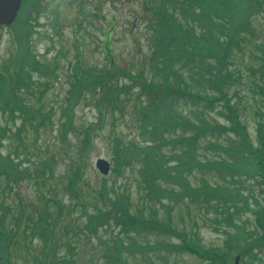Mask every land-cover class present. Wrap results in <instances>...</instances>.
Wrapping results in <instances>:
<instances>
[{
    "label": "rangeland",
    "instance_id": "374dc122",
    "mask_svg": "<svg viewBox=\"0 0 264 264\" xmlns=\"http://www.w3.org/2000/svg\"><path fill=\"white\" fill-rule=\"evenodd\" d=\"M213 1L214 5L221 4L220 0ZM223 1L227 10L221 6L217 18L224 17L220 24L241 25L238 29L247 34L244 36L241 31L237 41H247L230 48L226 57V70L239 77L229 90L231 103L250 142L264 148L258 137L259 122H264V96L255 88L262 80L250 72L252 67L263 66L264 17L239 10L233 14L236 7L231 0ZM39 4L30 0L12 26L0 29V80L6 82L3 89H8L13 80H21L12 95L23 104L17 100L12 104V98L8 102L9 91L0 92V170L5 161H12L8 171L0 173V188L5 186L7 175L17 178L10 191L0 195V201L12 212L6 214L5 220L12 241L0 252L1 264H40L30 260L32 256L37 260L43 257V239L39 231L33 234L28 218L32 215L41 221L38 213L45 207L52 215L56 207L50 199L54 196L70 206L76 217L75 222L69 215L52 218L53 238H58L65 227L77 225L83 229L77 237L72 234L59 239L57 254L64 262L68 259V264H109V255L114 254L109 243L122 241L129 246L130 238L140 249L120 253L125 264H213L194 253L195 248H178L184 239L220 253L229 260L228 264H234L236 257L237 264H264V226L259 227L264 223V185L245 175L235 181L225 172L188 166L189 169L179 168L178 173H171L166 181L158 177L157 184L174 198L182 195L177 201L163 198L159 202L149 196V181L138 171L141 160L136 157L137 164L131 166L129 162L134 146L156 142L153 129L158 126L156 123H167L166 113L172 115L171 123L175 118L174 123L205 122L213 126L195 141L198 160L216 161L221 155L216 147L236 145L227 131L230 122L220 101L208 105L202 98L185 94H216L201 76L207 73L208 61L217 62L216 57L221 55L218 43L203 37L199 49L208 61L200 55L194 64L189 59L184 64L173 63L171 69L166 68L169 73H177L162 75L163 58L157 48L169 45L174 50L185 34L200 36L204 20L188 18L189 12L184 10L189 4L185 0H39ZM111 20L114 25H110ZM106 32L110 39L108 52L101 44ZM214 34L226 40L221 30L215 29ZM183 45L189 46L185 42ZM29 51L35 59L30 67L20 60L21 54ZM165 80L176 93L171 86L168 89ZM150 85L163 86L166 96L143 88H154ZM118 87L122 91L113 95L111 92ZM152 101L158 111L152 108ZM191 132L177 124L169 130L168 137H183ZM183 142L162 143V155L173 168L176 155L185 148L180 145ZM82 150L85 161L79 158ZM97 159L109 162L107 175L97 171ZM78 165L83 176L80 186L73 188L77 197L72 198L68 171ZM102 181H106L111 195L128 198L130 214L147 222L162 221L176 232L159 233L144 228L140 235L128 234L115 228L109 219H103L92 231L85 229V225L90 227L92 200ZM202 183L228 189L239 186L244 201L239 198L236 208L225 207L203 193L183 194ZM25 243L30 247L23 248ZM48 254V260L57 256Z\"/></svg>",
    "mask_w": 264,
    "mask_h": 264
},
{
    "label": "trees",
    "instance_id": "16d2710c",
    "mask_svg": "<svg viewBox=\"0 0 264 264\" xmlns=\"http://www.w3.org/2000/svg\"><path fill=\"white\" fill-rule=\"evenodd\" d=\"M30 0H24V5L29 4ZM35 3L39 6V0H34ZM187 1V4H189L188 8L184 10L185 12H189L188 18H197L198 20H204L203 24H200V27L202 28L203 32H201L200 36H195L194 33H189L188 35H184V38L177 42L175 44L174 50H170L168 46H160L157 48V54L158 52L161 53L162 58H163V74L165 76H168L169 74H176L177 72H171L169 73L167 70V66H170L174 63H186V60L189 59L191 60L190 63H193L197 58H200L199 56L202 55L199 49V44L201 39L203 37H206L208 40L210 38L212 39L210 43L214 42L215 44L218 43L220 45L219 48H217L221 55L217 58V62H210L208 61V56L202 55V59H206L209 63L206 64L208 66L207 73H203L201 78L203 82H206L208 87L214 89L216 91V94L214 96H201L197 93H190L186 92L190 98H202L205 100L204 103H207L208 105L212 104L213 102L220 101L219 104H222L223 110L226 111V118L230 122V125L227 128V131L230 132V134L234 137L233 138V143H236V145H230L229 143L227 145H221L219 147H216V150H220L217 153H221L219 155L218 160H209V161H201L198 160L197 157L195 156V150H196V139L200 136L202 138L206 132H209L213 126H211L208 123H199V124H191L187 123L186 121H183V123H174L176 120L174 118L173 123H171L172 115L170 113H166L168 120H166L167 123H156L158 126L154 127L153 132L155 133L156 131V137L155 140L156 142H148L149 145H145L142 147L134 146V150H131V160L130 166L134 163L137 164L136 157L141 160V162L138 164V171L142 173V178L145 179V181H149L148 186L150 189V197L154 201H161L163 198L165 200H173L177 201L178 199H182V195L179 194L175 198L173 195L170 194L168 190L165 188L163 189L159 184H157L156 180L158 177H161L163 181H166L171 177V173L177 172L178 169L186 170L189 169L188 166H192V168L198 167V168H205L206 170H214L217 172H225L226 176L232 177L233 180H237L241 178V176L245 175L246 178H250L253 180H256V183L264 185V148L261 147L260 145H254L250 142L248 133L246 132V127L239 122L237 119L236 115V109L234 108L233 104L231 103V96L232 94L229 92L230 87L239 80V77L237 74L232 75L229 73L226 69L227 68V63L226 62V57L228 58V55L230 53V48H234L238 46L239 44L241 45L242 41L244 40L243 38L238 42V35L241 34L246 36L247 34L244 32L243 29H238L241 25H236V24H230L227 25L226 23L220 24V22L223 20L221 16L220 18H217V15L222 12L221 6L224 7L223 5V0L221 1V4H216L214 5L213 0H185ZM241 2V3H240ZM230 3L232 6L236 7L232 9L233 14L237 13L238 10L239 12L243 11H249L251 13H254L258 16L264 17V0H231ZM37 6V7H38ZM240 7V9H239ZM225 10H227L226 7H224ZM160 12V11H159ZM184 12V13H185ZM214 16V17H213ZM220 16V15H219ZM219 19V20H218ZM115 22L111 20L110 25H114ZM238 26V27H237ZM221 30L222 34H225L226 40L220 39L218 35L214 34V30ZM250 33V32H249ZM173 40H179L177 38H174ZM189 40V41H187ZM195 41V42H192ZM244 41H247L246 38ZM248 41H253V40H248ZM183 42L188 43L189 46L183 45ZM102 48L105 50V52L109 51L110 48V39L107 36V32L105 33V37H103L102 41ZM216 49V50H217ZM215 51V50H211ZM198 55V57H197ZM20 60L26 62L29 67L32 65L33 62H35L34 57L30 54V51L26 54L24 52L21 54ZM198 61V60H197ZM196 61V62H197ZM195 62V63H196ZM263 66L259 67H252L250 68V72H253V75H260L262 82H260L257 87V91L260 89L259 94L261 96H264V60L262 62ZM224 67V69H222ZM4 75V74H2ZM21 82V80L19 81ZM19 82L18 80H13L11 84L5 89H3L4 86H6V82L3 80H0V92H5L9 91V94L11 96L8 97V102L10 98H12V104L14 103V100H17L19 104L23 105L17 97L12 95V90L15 87H19ZM22 84V82H21ZM165 85L168 84V89L169 86H171L172 92L176 93V89L168 82V80H165ZM145 86L143 88H147L155 93H161V96H166L165 94L167 93L166 89H163V86H154L150 85ZM11 89V90H9ZM121 90L120 87H118L114 92H111L113 95L118 93ZM122 91V90H121ZM150 92V91H147ZM16 95V93L14 94ZM1 96V95H0ZM264 101V99H263ZM210 103V104H209ZM152 108L155 111H158L159 107L156 108L154 102L152 101L151 103ZM21 106L20 108H22ZM27 113V111H25ZM65 123V122H64ZM258 126V137L260 139V143H262V146H264V122H259ZM262 123V124H261ZM155 124V125H156ZM177 124H183L184 127L189 128L193 132H191L190 135L187 136H174V137H168L169 130L171 128H174V126ZM198 139V141L200 140ZM184 141L180 145L185 147L184 150L180 153V155H176V160L177 163H174L175 167H171V163H167L168 158H164L162 155V148L164 147L162 143H169L170 145H176L177 141ZM213 145L211 144V147ZM213 148V147H212ZM88 154V153H87ZM79 158L80 161L84 159L85 153L84 151H80L79 153ZM173 159V158H172ZM86 164V162H84ZM12 166V161H5L4 165L2 167V170H0V173H6L8 169ZM81 166H83L81 164ZM81 166H76L75 168H70L68 171V178H70V183L68 190L70 192V197H77L74 189L76 190L78 186L81 184V179L83 176V170ZM169 166V167H168ZM44 167V166H43ZM118 171V165L115 168V172ZM44 177H48V174L42 173ZM174 178V177H173ZM172 178V180H173ZM222 178H226L223 176ZM12 179V182H11ZM17 178L15 176L11 177L10 175H7L5 177L4 183L5 186L0 188V195L5 194V191H10L12 188V183L16 180ZM74 188V189H73ZM240 187L236 186L233 188H225V187H220V186H214L211 184L207 183H202L201 186L199 187H191V189H188L185 191L186 193L183 194H188V195H195L199 196V194H206L211 200H217L219 204H223L225 207L232 205V207H237L235 202L240 198L243 200L241 196V192L239 191ZM114 194V193H113ZM116 197V198H115ZM49 201V200H48ZM51 205L56 207V211L52 214L47 208H43L40 213H38V216L41 217V221L39 219H36L34 216L29 215V222L28 226L31 227V230L33 234L36 232H40L39 235L43 239V257L37 260L35 257H31V263H40V264H46L49 260L46 259L49 254L48 252L53 253V255L57 254L58 247L60 246L59 244V239L64 236L68 235H73V237H77V233H79V230L82 231L83 229L80 228V226L74 225L73 228H68L65 227L63 231L61 232V235L54 239L53 234H54V222H51V219H57V218H62L64 216L69 215V219L73 222H75V213L73 212V209L70 206H66L63 203L59 202L58 199L54 196L50 199ZM91 201V200H90ZM93 203L91 204V207L94 209V213L90 214V227H87V225L84 226L85 229L92 231L101 224V221L103 219H109L113 223V226L115 228H118L119 231H122L123 233H128V234H136L140 235V231H142L144 228H150L153 230H157L156 232L162 231V232H168V233H174V229L170 228L168 224L166 225L165 223L163 224L162 221H157L154 219V221L147 222L145 220H142L132 214H130L128 208H129V202L128 198L123 196V194H115V196L111 195L109 192V187L106 183V181H102L99 189L96 191L94 199L92 200ZM244 201V200H243ZM247 202V201H246ZM245 202V204H246ZM165 205V204H162ZM228 211H225L227 213ZM7 213H12L10 206H6L3 201H0V252H3L4 249H7V246L12 241V236L8 235L5 227V220L7 217ZM22 214V213H20ZM74 214V215H73ZM43 215V216H42ZM75 216V217H74ZM142 216V214H141ZM100 220L99 222H95V220ZM49 220V221H48ZM32 224V225H30ZM263 224H259V227H262ZM117 226V227H116ZM160 227V228H159ZM32 234V235H33ZM264 234V233H263ZM262 234V235H263ZM32 235H30V244L32 240ZM264 236V235H263ZM130 242L129 246L125 245L124 243L122 244L119 242H115L113 245L110 244L109 246L112 247V251L114 252L113 255L110 256V261H108L109 264H125V260L121 258L120 253L124 252L126 249L129 251L132 250H137L140 249L139 246L136 244L137 242L133 240ZM264 242V241H263ZM13 244V243H12ZM29 245L23 246V248L30 247ZM163 244V243H161ZM195 243H189V241L184 239V242L177 244V247L180 249H194V253H196L199 257H204L208 260H210L213 264L217 263H223V264H228L229 260L225 259L223 255L220 253L214 251V250H209L205 249L200 244ZM192 245V246H191ZM27 251V249H25ZM143 254V253H142ZM59 254L57 256L55 255L54 258H52L48 264H68L69 260L64 262V258L62 256H59L60 258L58 259ZM48 260V261H47ZM64 262V263H63ZM2 263V256L0 255V264Z\"/></svg>",
    "mask_w": 264,
    "mask_h": 264
},
{
    "label": "water",
    "instance_id": "95a60500",
    "mask_svg": "<svg viewBox=\"0 0 264 264\" xmlns=\"http://www.w3.org/2000/svg\"><path fill=\"white\" fill-rule=\"evenodd\" d=\"M21 0H0V25H9L16 18ZM97 168L102 174H107L109 164L105 160H98ZM239 257H236L234 264H237Z\"/></svg>",
    "mask_w": 264,
    "mask_h": 264
}]
</instances>
